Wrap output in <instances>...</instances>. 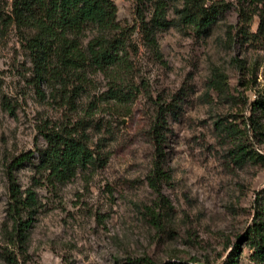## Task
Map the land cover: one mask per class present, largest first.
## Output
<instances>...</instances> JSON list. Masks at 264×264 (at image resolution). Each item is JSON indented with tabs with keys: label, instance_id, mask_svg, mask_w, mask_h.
<instances>
[{
	"label": "rangeland",
	"instance_id": "1",
	"mask_svg": "<svg viewBox=\"0 0 264 264\" xmlns=\"http://www.w3.org/2000/svg\"><path fill=\"white\" fill-rule=\"evenodd\" d=\"M13 1L0 0V264H223L236 244L238 264H254L241 240L264 187V111L252 106L264 98V0H204L223 10L204 34L183 23V0L165 1L157 30L145 24L153 7L143 24L135 0H112L129 104L92 68L38 86L33 32L15 22ZM46 135L81 140L94 161L67 182L47 179ZM11 178L36 198L20 224Z\"/></svg>",
	"mask_w": 264,
	"mask_h": 264
},
{
	"label": "trees",
	"instance_id": "2",
	"mask_svg": "<svg viewBox=\"0 0 264 264\" xmlns=\"http://www.w3.org/2000/svg\"><path fill=\"white\" fill-rule=\"evenodd\" d=\"M165 1L170 0H135L136 14L141 23H145V13L151 6L152 16L145 24L155 30L162 28L165 25ZM183 2L181 19L196 34L206 33L223 13L220 6L205 7L204 0ZM12 8L17 25L33 32L27 46L37 69L38 86L47 73L61 76L92 68L111 82V98L124 104L131 102L136 89L125 73L128 70V53L124 29L117 21V6L112 0H14ZM88 31H95L96 35L85 39ZM150 41L153 43V38ZM252 106L264 111V98L256 100ZM157 121L165 123L160 117ZM153 132L156 147L153 167L156 178L159 176L163 180L166 177L163 137L157 129ZM45 140L48 148L42 153L41 166L47 173V179L53 182L69 181L78 169L94 161L92 152L81 140L64 135H46ZM28 160L29 157L23 155L14 165L19 166ZM10 183L13 204L9 216L20 224L22 219L18 215L36 204L35 193L27 190L23 198L24 194L15 185L14 179L11 178ZM151 186L160 193L154 182ZM28 225L29 222L24 223L22 229L28 228ZM241 241L251 252L253 263L264 264V187L256 193L252 220ZM239 258L240 245L236 244L223 264H238Z\"/></svg>",
	"mask_w": 264,
	"mask_h": 264
}]
</instances>
